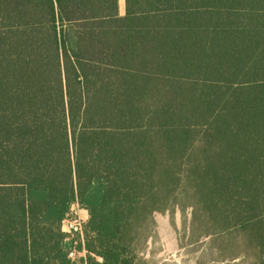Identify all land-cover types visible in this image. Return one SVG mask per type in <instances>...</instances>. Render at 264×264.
<instances>
[{
	"label": "trees",
	"instance_id": "16d2710c",
	"mask_svg": "<svg viewBox=\"0 0 264 264\" xmlns=\"http://www.w3.org/2000/svg\"><path fill=\"white\" fill-rule=\"evenodd\" d=\"M73 204L85 264L175 210L264 264V0H0V264H72Z\"/></svg>",
	"mask_w": 264,
	"mask_h": 264
},
{
	"label": "rangeland",
	"instance_id": "374dc122",
	"mask_svg": "<svg viewBox=\"0 0 264 264\" xmlns=\"http://www.w3.org/2000/svg\"><path fill=\"white\" fill-rule=\"evenodd\" d=\"M123 11V0H119ZM81 217L82 214H81ZM155 240L149 242L144 257L150 264H235L240 259L222 258L208 238L188 239L189 212L155 214Z\"/></svg>",
	"mask_w": 264,
	"mask_h": 264
},
{
	"label": "built area",
	"instance_id": "2783aa9c",
	"mask_svg": "<svg viewBox=\"0 0 264 264\" xmlns=\"http://www.w3.org/2000/svg\"><path fill=\"white\" fill-rule=\"evenodd\" d=\"M83 211L78 204H73L69 213L61 222V231L66 240L72 243L67 258L72 264H85L86 251L84 249V222L80 212ZM80 247V249L78 248Z\"/></svg>",
	"mask_w": 264,
	"mask_h": 264
},
{
	"label": "crops",
	"instance_id": "0c3cea01",
	"mask_svg": "<svg viewBox=\"0 0 264 264\" xmlns=\"http://www.w3.org/2000/svg\"><path fill=\"white\" fill-rule=\"evenodd\" d=\"M80 214H82V216H83L82 218H83L84 222H86L87 219H88V214H87V212H86L85 210H83V211L80 212Z\"/></svg>",
	"mask_w": 264,
	"mask_h": 264
}]
</instances>
